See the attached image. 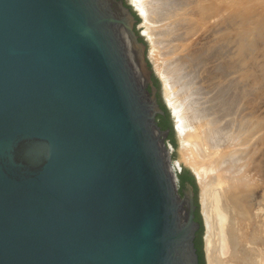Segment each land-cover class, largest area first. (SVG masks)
I'll use <instances>...</instances> for the list:
<instances>
[{"label":"water","instance_id":"95a60500","mask_svg":"<svg viewBox=\"0 0 264 264\" xmlns=\"http://www.w3.org/2000/svg\"><path fill=\"white\" fill-rule=\"evenodd\" d=\"M125 3L0 0V264H199L197 208L206 264L204 190Z\"/></svg>","mask_w":264,"mask_h":264},{"label":"bare ground","instance_id":"6f19581e","mask_svg":"<svg viewBox=\"0 0 264 264\" xmlns=\"http://www.w3.org/2000/svg\"><path fill=\"white\" fill-rule=\"evenodd\" d=\"M215 4L216 0H209L208 4L205 0L204 2L202 0H140L138 10L140 9L145 20L148 22L149 27L147 33L153 48L156 50L158 47L161 50L159 52L157 50V53H159L160 58L162 57L163 59L167 56L163 57L165 51L169 55L171 52L179 50L180 46L186 42L182 43L180 46L179 43L188 40L191 34H193L194 37L197 36L195 35L196 32H198L196 30L203 27L200 22L206 18V16L203 17V11L209 9L211 12H215ZM214 7L215 10H213ZM198 20L200 21L199 24L201 28L198 26L199 28L196 29ZM227 23L226 20V24ZM155 25L159 30H157ZM162 27L163 29H161ZM227 29L229 28L224 27V29H222L226 32L223 35L224 37H222V41H224L222 47H220L218 43L215 44V49H210L208 44H206V46H199L198 48H196L195 45L194 47L196 49H194V47L193 49L196 51L193 52L191 48L192 51L188 54L186 62L183 63L181 60L172 59L173 61L171 60L172 63L170 65L169 61L166 60L170 67L172 66L171 69L167 67L168 65L166 63L164 64L165 61L163 62L165 66L167 65L166 68L170 70V73L173 72L176 74L175 78L172 77L174 80L176 79L175 82H173L174 80L172 81V78L170 81L169 76L171 75L167 73L168 70L165 72L166 69L161 67L160 71L165 84L166 97L177 116L176 118L179 124L178 130L182 136L186 153L194 167L197 178L200 180V183L204 185L203 180H205L208 174L214 172L220 174L218 177V180H220L219 185H221L220 191L216 190L218 188L214 190H208L207 188L208 191L205 189L202 196L208 224L209 220L215 218L214 215L217 210L216 205H218L222 197L224 199L226 193H241V190L252 188L255 185V179L249 177L252 173L248 175L251 172L249 170L251 168L249 162L251 159L249 157L248 146L252 143H249L251 138L250 135L252 134L251 136H253L256 129H258V132L262 129L261 125H259L261 122L259 120L260 122L257 123L259 128H254L255 130L250 134V131L253 130L250 127H252L251 125L254 123L250 122V125L248 118H250L249 116H255V114L251 115L252 112L256 113L259 110L256 109L257 107L255 105L258 103L257 101L259 100L258 97L260 93L258 88L254 89L250 86L248 83L249 76L242 70V63L245 55L244 38L247 35L244 37V34L239 35L236 54L238 58H235L233 49L236 47L233 44L236 42L233 44L230 42L231 39L228 36L229 32ZM220 30L215 27V39ZM193 35L191 37H193ZM218 50L219 55L220 52H222L221 54H223L224 57V60L222 58L223 63L221 61L222 65L219 63V58V61H216L218 57L216 51ZM186 51L184 52L185 54L187 53ZM178 52L179 51H177V54L179 55ZM184 53L182 55H185ZM182 55L180 57L178 56V58L181 59ZM214 58L216 59V63L213 62ZM238 65H240L241 69H239L241 71L239 69L237 71L235 70ZM238 71H240V73ZM208 83L210 85H207ZM180 84L181 86L178 88L179 91H174V86ZM178 93L184 94L183 98H181ZM252 100L255 101L254 104H252ZM254 118H252L253 120L251 121L254 122ZM262 123L263 122H261V124ZM257 150H259V148ZM256 163L258 162L256 161ZM256 165L254 166L255 168L257 167ZM253 177L254 176H252V178ZM247 192L249 191H246V193ZM246 216L247 215H245V217ZM215 220L213 224L210 223V230L208 229L206 248V259L208 264L221 263L216 259L213 250L215 245H212V242L213 236L215 235L214 231L222 224V218H219L218 228L214 230V226L217 225V223L216 225L214 224V222H216ZM215 233L219 234V232Z\"/></svg>","mask_w":264,"mask_h":264},{"label":"rangeland","instance_id":"374dc122","mask_svg":"<svg viewBox=\"0 0 264 264\" xmlns=\"http://www.w3.org/2000/svg\"><path fill=\"white\" fill-rule=\"evenodd\" d=\"M135 1L137 4V7H138L140 0H135ZM202 1L204 2V0H202ZM205 1L208 4L209 0H205ZM215 7H216V10H215ZM215 7L213 9V10H215V12L213 11L214 13L211 12L209 9H206L203 11V17L206 16V18H204V20L201 22L199 20L197 21L198 25L196 24V26H197L196 29H198L199 27L201 28V25L203 26L201 29L196 30L198 32L194 31V32H196L195 35H197V36L194 37V35L191 34V36L193 35V37L190 36L188 40H184L183 42H180L179 46L182 45V43H185V42L186 43L183 44L182 46H180L179 50L171 52L172 54L170 53L168 55L167 52L165 51V55L163 54L164 55L163 57H165L167 55L170 58L166 56L163 59H162V57L160 58V56H159L160 54L157 53V50H158V52L161 50L158 47H157L158 49L156 48V50L153 48L152 42H151V40L148 36V33H147V29L149 27L148 22L145 20L140 9H139V12L142 15L141 21H142L146 41H147V44H148V47L150 50V54L152 53L151 58L153 61V65L155 68V72L157 75V79L159 82V86L161 89V93H162V97H163L165 106H167L168 104L170 105V103L166 97L165 84H164V81H163V78H162L161 72H160L161 67L163 69H166L165 72L168 70L167 73H169L171 75V76H169V79L171 81L172 77L173 78L176 77V74H174L172 72L174 74V76H173V74L170 73V70H169L172 68V66L170 67L172 61L174 59H178L184 63V62H186L188 54L191 53L192 50L194 52V51H196L194 49L198 48L199 46H206V44H208L210 46V49H215V44H217V43H218V45H220V47H222V44L224 43V41H222V37H224L223 35H224V33H226V32H224V30H222V29H224V27L229 28L227 30L229 32L228 36L231 39L230 42L232 44L234 42H236L233 44L236 47V48H234L235 50L233 49V53L235 52V58H238V56L236 54H237V50H238V43L237 42H238L239 35L244 34L243 37L245 35H247L246 36L247 38L246 37L244 38V42H245L244 43V50H245L244 53H245V55H244V60L242 63V70L245 71L247 73V75L249 76L248 83L250 84V86H252V88H254V89L258 88L259 93H260L259 97H258L259 100L257 101L258 103H256V105H255L257 107L256 109L257 110L259 109V110L256 113L252 112L251 115L255 114V116L254 115L249 116L250 118H248L249 124H250V122L254 123L253 124L254 127H253V125L250 124L252 126L250 128L253 129L252 131H250V134L253 133V131L256 128H259V125H261V127H262V129H260L259 132H258V129H256L255 130L256 132L253 133V136H251L252 134L250 135L251 138H250L249 143H251V142L252 143L248 146L249 147L248 148L249 157L251 159V161H249L251 164L250 165L251 168L249 167L250 168L249 170L251 172L250 173L248 172L249 173L248 175H250L251 173L253 174V175L251 174V176H249V177L251 179H255L254 182H255L256 186L254 185L252 188H249V189H246L243 191L241 190V193L236 192L235 193L236 196H235L234 192H233L234 195L232 194V192H229L230 194L226 193L224 195V199L222 197L221 200L218 202V205H216L217 210L215 211V215H214L216 220H215V218L213 220H209L208 229L210 230V227H211L210 223L213 224V221L215 220L216 222H214V224L216 225V223H217V225L214 226L215 227L214 230L218 227L219 228L214 231L215 235L213 236V242H212L213 244L212 245H215V246L214 247L212 246V247H213V250L215 252L216 259H218V261L221 262L220 264H264V124H263L264 123V0H219V1L216 0ZM226 13H228V14H226ZM217 14H220V15H217ZM214 15L218 16V17H215ZM226 15H228V16H226ZM203 17H202V19H203ZM226 20L228 22L227 24H226ZM199 22L201 25L199 24ZM216 22H217V24H216ZM218 24H220V25H218ZM165 26H167V25H165ZM219 26L221 27V30H220ZM155 27L157 28V30H159V28L156 25H155ZM215 27H217V29L220 30V31H218V36L216 39H215V32H214ZM161 29H163V27ZM198 33H200V34H198ZM189 40H190V43H189ZM192 44H193V46H192ZM208 45H207V47L209 48ZM245 46H247V47H245ZM163 47H164V45H163ZM193 47H194V49H193ZM191 48H192V50H191ZM246 48H248V49H246ZM154 50H155V52H154ZM177 51H179L178 52L179 55L180 54L182 55L185 51L187 53L186 54L184 53L185 55H182V57L180 59V58H178L179 55L177 54ZM216 52L218 53V55H217L218 57L216 56L217 60L214 58L213 62L216 63V61L220 60L219 63H221L222 58L224 60L223 54H221L222 52H220V55H219V50ZM183 56H184V58H183ZM218 58H219V60H218ZM159 60H160V62H159ZM166 60L169 61L170 65H169V63H167L168 61L166 62ZM163 62H164V64L166 63L168 65V66L167 65L166 66L169 69L166 68V66L163 64ZM222 63H223V61H222ZM222 63L220 65H222ZM156 68H158V69H156ZM239 68H240V65H238V67H236L235 70L237 71ZM207 70H209V69H207ZM240 71H238V72L240 73ZM173 78H172V81L174 80ZM201 79H202V77H201ZM175 81H176V79L173 82H175ZM173 82H172V84H173ZM207 85H210V84L208 83ZM207 85H206V89H207ZM180 86H181V84L174 86V91L175 90L179 91L178 88ZM178 95L181 98H183V96H184V94H181V93H178ZM254 103H255V101L252 100V104H254ZM168 110L170 112L172 120L174 121V119L177 116L175 115L172 106H171V109H168ZM254 117H256L257 120ZM252 118H254V122L251 121V120H253ZM259 120L263 123L261 124V122ZM255 121H256V123H255ZM259 122H260V124L258 125L257 123H259ZM174 123H175L176 127L178 128V126H179L178 121H177V123L176 122H174ZM254 134H257V135H254ZM259 135H261V136H259ZM255 137H256V139H255ZM251 147H253V148H251ZM257 147L259 148L260 151L257 150L258 149ZM254 148H256V149H254ZM254 150H257V151H254ZM255 153H257V154H255ZM253 154H255L256 156ZM252 161H254V162H252ZM256 161L258 163H256ZM252 163H253V165H252ZM255 165L257 166L256 168L254 167ZM253 169H255V170H253ZM219 176H220V174H218L217 172H214L212 174H208L205 177V180H203L204 185L201 184L200 180L198 179L199 186H200V192L202 190H205V189L207 190V188H208V190L209 189L214 190V189L218 188L216 190L220 191L221 185H219V182H220V180H218ZM252 176H254V177L252 178ZM257 184H258V187H257ZM254 187H257V188H254ZM246 191H249V192L246 193ZM243 192H245V193H243ZM235 203H237V204H235ZM245 215H247L246 216L247 218L245 217ZM219 218H222V224H220V226H218ZM215 232H219V234H217ZM217 235H218V237H217ZM206 264H208L207 259H206Z\"/></svg>","mask_w":264,"mask_h":264},{"label":"trees","instance_id":"16d2710c","mask_svg":"<svg viewBox=\"0 0 264 264\" xmlns=\"http://www.w3.org/2000/svg\"><path fill=\"white\" fill-rule=\"evenodd\" d=\"M126 6L132 11L130 6H128V5H126ZM132 14L134 15L136 21L139 22V18L136 15V13L132 11ZM152 80H153L154 86L157 88V91H158V95H157L158 104H159L160 108L162 109V111L164 112L163 116L157 117L158 126L160 127L161 130H168L169 131L167 141L172 145L173 148H175L176 143L173 139L174 138V128H173V122H172L170 112L167 109V107L165 106V104H163L161 97L159 95V83H158L157 79L154 76H152ZM178 177L180 178V187H182L184 182H189L192 185L194 192L196 193L197 188L195 185V180L189 171L183 170L182 173L180 175H178ZM195 204L197 206L196 199H195ZM195 214H196L195 220L199 223L200 229L196 234L194 244H195L196 252L198 255V259H199V264H204L203 263V248H202L203 242L201 239L203 224H202V220L200 218V215L198 213V208H197V211Z\"/></svg>","mask_w":264,"mask_h":264},{"label":"flooded vegetation","instance_id":"af4514ba","mask_svg":"<svg viewBox=\"0 0 264 264\" xmlns=\"http://www.w3.org/2000/svg\"><path fill=\"white\" fill-rule=\"evenodd\" d=\"M124 1V3L126 2V0H123ZM126 4V3H125ZM153 81V80H152ZM154 84V83H153ZM158 95V91H157V94H156V96ZM187 183H189V182H184L183 183V185H182V187H180V192H182V191H185V188H184V186H185V184H187ZM190 184V183H189ZM191 185V184H190ZM192 186V185H191ZM194 190V189H193ZM195 199H196V203H197V205H198V200H197V195H196V193L194 192V201H195ZM196 211H197V209H196ZM196 211H195V213H196ZM198 213H200L199 212V208H198ZM196 215V214H195ZM195 218H196V216H195Z\"/></svg>","mask_w":264,"mask_h":264}]
</instances>
